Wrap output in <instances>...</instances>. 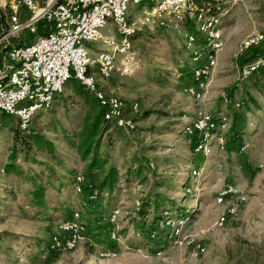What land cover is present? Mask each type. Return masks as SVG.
I'll return each instance as SVG.
<instances>
[{
  "label": "rangeland",
  "instance_id": "1",
  "mask_svg": "<svg viewBox=\"0 0 264 264\" xmlns=\"http://www.w3.org/2000/svg\"><path fill=\"white\" fill-rule=\"evenodd\" d=\"M9 1L0 0V37L7 29ZM151 1L130 6L132 52L116 57L117 65H126V73L102 80L95 69L91 71L97 89L120 99L124 118L134 120L128 134L117 135L109 146L105 137L100 149L108 157V166L115 167L120 178L113 193L103 196L101 210L105 218L117 210L118 218L108 232L98 237L84 235L73 251H49L58 223L65 221L63 209L77 213L78 223L83 221L80 213L86 212L85 200L75 192L73 183L82 174L84 163L65 141L67 134L78 131L85 110L68 82L52 109L34 117L29 130L53 143L61 163L58 165L46 156L37 157V163H27L21 155L14 162V167L25 176L36 177L37 183L45 187L46 215H40L29 205L32 185L2 171L8 164L17 127L15 118L3 117L0 264H264V82L255 86L254 80L240 78L238 55L240 44L248 35L259 33L264 37V0H215L219 13L225 12L220 20L225 48L218 57L217 68L201 83L200 99L185 92L193 81L184 71L195 65L185 50L183 33L190 31L191 25L196 33L195 19L192 16L180 25L181 32L172 30L168 23L164 24L166 27L156 20L145 22L141 13L150 12L154 6ZM25 31L19 37L28 43L36 30ZM100 31L104 36L112 34L118 44L123 40L110 24ZM86 48L92 54L105 49L100 42L87 44ZM181 72L184 76L178 77ZM236 103L240 108H235ZM246 103V128L241 146L236 144L237 153L230 152L229 147L225 151L215 150L207 159L194 153L197 138L182 132L186 123L203 115L222 113L231 117L233 111L246 109ZM134 106L136 114L132 113ZM228 183L236 185L247 202L239 206L234 219L229 218L219 229L216 221L226 210L216 206L214 198ZM5 188H11L13 196L3 193ZM155 197L161 198L168 210L156 222L159 236L147 243L136 233L146 220L152 223ZM145 201V217H140L136 209L144 206ZM180 218L187 219L186 223L177 236L170 237L174 229L167 221ZM109 233L119 240H110ZM198 245L205 248L204 253H197ZM103 251H114L116 256L102 258Z\"/></svg>",
  "mask_w": 264,
  "mask_h": 264
},
{
  "label": "built area",
  "instance_id": "2",
  "mask_svg": "<svg viewBox=\"0 0 264 264\" xmlns=\"http://www.w3.org/2000/svg\"><path fill=\"white\" fill-rule=\"evenodd\" d=\"M147 0H10L7 4V29L0 37V127L3 117L12 116L24 128L40 113L52 109L54 101L62 95L65 85L72 79L92 92L99 106L104 108L106 121L131 130V119L124 118V104L114 96L99 91L91 74L95 69L102 80H109L113 74L126 73V65H117L118 54L129 52L131 34L128 12L130 6H138ZM202 0H152L150 12L143 11L145 22L156 20L162 26L168 23L174 31L181 32V26L188 18L194 17L196 35L202 43L195 44V35L183 33L185 48L189 51L195 67L191 71L192 85L185 92L200 99L202 81L217 68L218 57L225 48V39L220 28V20L225 12L206 15L201 7ZM46 21L49 32L29 45L9 46V40L28 30L35 32L36 25ZM110 24L112 30L123 40L120 44L112 34L104 36L101 28ZM264 41L259 33L248 35L240 44L238 55L258 47ZM100 42L104 50L92 54L87 44ZM10 47V48H8ZM6 51L2 54V50ZM126 55V54H125ZM264 71V58L257 59L240 68V78L247 80L253 73ZM181 75L178 74V77ZM201 80V82H199ZM239 104H235L238 108ZM138 112L137 107L132 113ZM230 118L225 114L203 115L182 127L189 137H196L194 153L207 159L215 150L225 151ZM245 147L241 148L244 151ZM83 177L76 176L75 192H82ZM89 200L94 205L98 194L93 192ZM247 202V197L232 183L225 184L216 194L214 203L226 211L220 213L216 226L222 229L229 218L237 216L239 206ZM166 214V213H165ZM118 211L113 210L108 220L115 223ZM187 219H170L177 236ZM106 221V218H103ZM109 239L118 241L114 233ZM154 237V235L152 236ZM84 238V229L76 221H60L57 232L50 239L49 249L54 252H69L77 248ZM198 254L205 252L201 245ZM160 252L157 253L160 256ZM102 258L116 256L114 251H103Z\"/></svg>",
  "mask_w": 264,
  "mask_h": 264
},
{
  "label": "trees",
  "instance_id": "3",
  "mask_svg": "<svg viewBox=\"0 0 264 264\" xmlns=\"http://www.w3.org/2000/svg\"><path fill=\"white\" fill-rule=\"evenodd\" d=\"M215 3V0L201 1V7L203 8V11L206 15H216L219 13L220 8L216 7V5H214ZM4 20L5 19L3 17L2 21L4 22ZM191 26L189 28L190 32L193 31ZM35 30V35H30L28 43L25 42L24 39H21L19 37L22 33L26 34L27 31H23L17 37L11 39V42H15V44L13 45L12 43H10L9 46L19 47L22 45L31 44L34 40L45 36L49 32V24L46 21H41L36 25ZM194 35L196 38L195 44H199V37L196 35V33H194ZM22 38H24V35L22 36ZM127 40L130 43L132 42L131 34L127 36ZM129 52H132L131 47L129 48ZM187 52L189 54L188 56L191 64L195 65V63L191 61L192 58L189 51ZM260 58H264V41L258 47L253 48L246 52L244 55L240 56L239 62L242 67ZM192 69L193 67H187V70L185 69L184 71L186 72L184 75H187L188 79L191 82ZM180 75V77L184 76L182 72L180 73ZM247 80H254L255 86H258L260 82H264V71L253 73ZM69 82L71 84V88L74 90V95L80 99L79 104H81L85 110L81 118L78 131L71 132L65 136V141L67 142V144L71 146V148L75 151L76 155L79 158V161L84 163L83 172L82 174H80L83 177L84 183L82 184V192L78 194V196L85 200L84 208L86 212L80 213V215H83V221L78 224L83 227L85 236L90 235L92 237H98L100 236V234L108 232L113 224L110 223L108 218H106V221H103V218H105L106 216L104 217V213H102L100 202L104 195H111L113 193L120 179L118 170L113 166H108V157L105 153L102 154L100 152V149L103 145L105 137H107V145L109 146L113 138H115L117 135H124L123 132L128 134L131 130L124 126H118L117 124L106 121L104 118V108L98 105L93 93L83 88L72 79ZM238 108H240V105ZM247 109L248 107L246 103V109L241 111H233L231 117H229L230 127L227 133L228 142L226 148L228 149L229 147L228 150H230V152L237 153L238 147H236V144H238L239 147L241 146L240 142L243 138L246 128ZM32 121L27 123L23 128L21 126V123L16 119L17 127L13 131L12 145L10 149V155L8 156V164L3 167L2 171L6 176H18L24 182L30 183L32 185V189L28 192V196L30 198L29 205L32 208L36 209L40 215H46L48 209L46 205L45 187L40 183H37L36 177L25 176L22 171L14 167V162L20 155L22 156L24 162L27 163L29 161L37 163V157L45 156L50 158L51 161L56 162L58 165L61 163L55 154L56 149L53 143H51L41 134L29 133ZM132 123L134 124L133 119ZM27 133H29V135H26V137H21L22 135ZM75 182L76 177L74 178L73 183L75 184ZM2 192L6 193L7 195L13 196V191L11 188H5L2 190ZM93 192H96L98 194V200L94 205L89 200V196ZM147 204L148 202L145 203L144 206L141 204V206L136 209L138 216L145 217L143 207H146ZM152 205V223L151 221L146 220L145 224H142V227H139L138 233H136L137 237L142 238L147 243L154 242V239L159 236V234L157 233L158 230L156 227V222L162 216V213L167 212L166 210H168L164 209L166 207H164L163 200H161V198L159 197H155L153 199ZM63 210V218L65 221H75V216L78 217V214L73 213V211H71V209L69 208H65ZM185 217L188 216L186 215ZM129 220H131L133 223L136 222V219L133 217H129ZM153 235L155 237H152ZM49 251L54 253V251L50 249Z\"/></svg>",
  "mask_w": 264,
  "mask_h": 264
},
{
  "label": "crops",
  "instance_id": "4",
  "mask_svg": "<svg viewBox=\"0 0 264 264\" xmlns=\"http://www.w3.org/2000/svg\"><path fill=\"white\" fill-rule=\"evenodd\" d=\"M243 138H244V136H243Z\"/></svg>",
  "mask_w": 264,
  "mask_h": 264
}]
</instances>
